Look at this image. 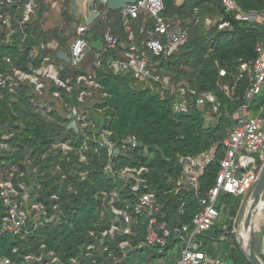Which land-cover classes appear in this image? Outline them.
<instances>
[{
    "label": "trees",
    "instance_id": "16d2710c",
    "mask_svg": "<svg viewBox=\"0 0 264 264\" xmlns=\"http://www.w3.org/2000/svg\"><path fill=\"white\" fill-rule=\"evenodd\" d=\"M41 1L44 0H36L34 17L23 24L22 12L17 7L9 5L1 8V13L9 12L12 18L9 28L3 25L5 17L0 19V72L10 68L29 73L32 69H38L43 59L49 57L60 68L62 82L69 81L71 86L80 75L95 73L101 89L96 92V103H93V98L84 104L78 103L77 89L68 93L49 81H46L41 97L28 83L22 84L13 93L2 92L0 145H7L10 152L3 155L6 166L0 168V177L12 173L16 168L15 178L24 173L26 177H31L30 181L36 179L43 184L39 200L50 210L56 204L51 196L57 194L60 197L57 203L62 224L38 230L26 239L0 237V253L17 264H21L27 255L39 257L50 253L58 259L55 264H178L181 250L173 241L170 244L174 246H168L162 252L157 247L135 251L124 257L118 244L125 237L107 239L104 243L98 239L103 231L110 228L113 216L107 204L96 201L95 195L98 191H112L118 186V180L107 179L102 173L107 161L104 150L98 153L92 151L88 155V164L79 163L74 151L69 155L63 154L61 144L69 143L77 147L81 140L76 130L69 129L74 118H69L67 109L78 105L88 110V120L96 125V130H109L113 134V141L136 137L139 147L133 156L140 166L149 170L148 189L155 192L159 202L164 205L163 220L171 230L190 225L201 206L199 199L191 192L174 193L181 175L179 159L197 156L218 146L216 161L201 179V193L215 186L220 172L219 161L224 157L223 142L237 126L234 114L246 104L245 93L249 84L247 80L237 82L239 65L256 58V45L264 42V24L238 21L234 14L225 11L221 0H183L181 5H177L175 0H164L163 17L179 19L190 36L178 52L169 58L159 59L160 73H168L170 83L175 88L188 87L198 93L211 92L220 105L217 113L207 106L189 115H176L172 112L176 94L161 96L157 91L137 90L132 87L129 75L110 73L108 60L121 58L120 49L105 53L102 67L95 68L96 54L103 50V38L108 28L123 43L128 42L120 12H108L104 18L100 16L95 20L89 33V60L87 54L81 67L76 69L57 58L58 51L65 50L70 39L64 30L45 31L42 28L47 5L41 4ZM63 1L62 10H65H61V16L65 24L78 27L81 20L70 10L72 0ZM235 1L244 11L264 10V0ZM208 17H217V24L207 27L205 20ZM145 19L142 15L131 21L137 43L149 38L146 28H150L153 22L149 20L146 24ZM221 22L229 23L230 27L219 30ZM54 41L58 43L57 50L42 49ZM6 58L10 59V63L5 61ZM221 72L225 75L222 76ZM55 93L60 95L59 100H54ZM40 100L47 109L36 107ZM250 111L254 117L264 118V95L251 102ZM5 136L10 139L5 141ZM125 164L131 162L125 161ZM57 169L60 174L52 178ZM85 171L88 175L83 181L79 173ZM63 175L66 182L59 189L58 183ZM70 186L72 189L68 190ZM243 204V198L222 193L218 206L223 213L222 223L199 236L207 248L212 247L213 241L217 242L223 259L229 264H250L236 235ZM262 213L264 199L255 218V233L262 226ZM143 222L138 224L140 233L134 237L132 245L144 241ZM90 245H94V249L88 251ZM15 249L17 253H13ZM255 251L264 262V253L259 254L257 244Z\"/></svg>",
    "mask_w": 264,
    "mask_h": 264
},
{
    "label": "built area",
    "instance_id": "2783aa9c",
    "mask_svg": "<svg viewBox=\"0 0 264 264\" xmlns=\"http://www.w3.org/2000/svg\"><path fill=\"white\" fill-rule=\"evenodd\" d=\"M51 1L53 7H57L56 0ZM78 15L84 22L76 28V37L72 41L68 55L70 65L73 68H80L82 62L90 49L89 33L91 26L86 24L89 17L87 12L89 7H94V12L104 18L109 12L107 4L109 0H75ZM222 6L229 14H234L238 21L242 23L264 24V10L244 11L235 0H221ZM177 5H181L183 0H175ZM12 5L21 11L22 23L31 20L30 15L36 11V0H0V10L3 7ZM165 10L164 0H137L136 3L128 5L122 10L124 31L127 34V43H123L120 37L110 30L104 34V47L96 54L95 68L99 69L103 65L102 57L110 51H122L121 58H110L108 67L110 73L118 76H130L132 87L142 91H157L161 96L169 93L176 94L173 101L172 112L176 115H189L195 110H202L207 106L211 107L214 113L219 111V103L216 96L211 92L198 93L188 87H176L171 85L170 78L160 73L161 58H169L179 51L189 40V31L183 26L179 19H168L163 17ZM84 11V12H83ZM2 12V11H1ZM0 12V19L3 25L10 27V13ZM86 13V14H84ZM144 15V22L152 21L153 25L146 28L148 39L137 43L132 31L131 21ZM205 25L210 27L212 21L207 18ZM229 23L221 22L219 30H227ZM144 32V30H142ZM13 32H11L12 34ZM55 46L47 45L42 47L51 49ZM256 58L251 62H241L238 69L237 82L247 80L249 86L245 93L246 104L241 110L234 114L237 126L224 140V157L219 161L220 172L214 187L201 193V179L205 176L209 167L216 161L218 146H213L209 151L197 156L180 157L179 165L181 175L176 182L174 193L191 192L199 199L201 210L195 215L190 225L171 230L165 220H163L164 205L159 202L157 194L148 189L149 170L138 164L133 156V152L138 149L139 143L136 137L129 136L121 141H113V134L109 130H96V125L88 120L89 111L81 106L69 107L68 116L73 117L76 123L79 138L81 139L77 147L69 143L61 144L60 148L64 155L74 151L78 162L88 164V155L104 150L106 153V164L102 171L107 179L117 181V185L112 191H98L95 195L96 201H102L109 207V212L113 216L110 228L102 232L98 239L104 243L107 239H116L118 236L125 237L119 242L118 248L124 257L139 250H151L159 247L162 252L166 247L180 246L181 256L178 264H229L221 254L217 242H212V247L207 248L199 240V236L220 225L223 221V213L218 208L219 197L222 193L241 197L245 201L250 198L259 176L264 168V118L254 117L250 111V104L257 97L264 95V42L256 45ZM123 58V59H122ZM5 61L10 63V59ZM59 67L49 58L42 61L41 66L33 73L23 72L18 69H10L0 72V98L3 91L13 93L22 84H30L36 95L43 96L46 81L53 82L57 87L65 89L71 93L74 88L79 91L78 103L84 104L93 99L98 90L101 89L97 82L95 73L80 75L76 82L69 85V81L62 82L59 77ZM224 76L225 73L221 72ZM60 95L54 94V100H59ZM39 109H47L45 105L36 106ZM62 110V107H60ZM71 122V123H72ZM70 123V124H71ZM5 141L9 136L3 138ZM116 150L119 152L116 153ZM145 151H147L145 149ZM10 152L5 144L0 145V168L6 166L4 153ZM259 158V161L257 160ZM130 161L131 164H125ZM17 169L6 176L0 177V237H18L26 239L38 230L56 227L62 224L58 203L60 197L52 194L51 200L56 204L50 210L45 203L39 200L40 193L43 192V184H39L35 179L26 177L21 173L19 178H15ZM36 172V171H35ZM60 174L57 169L51 176ZM88 172H80L81 180H86ZM18 179V182L15 180ZM30 181V182H29ZM66 182V177H60L59 189H62ZM70 186L68 190H71ZM118 204V206L116 205ZM181 207V211L182 208ZM52 212V213H51ZM145 226L143 236L144 241L138 245H132L134 237L138 236L141 223ZM168 247V248H169ZM94 245L87 247L93 250ZM107 250V249H105ZM212 250V251H211ZM13 253H17L15 249ZM213 253V254H212ZM58 259L54 255L41 254L39 257L27 255L23 257L21 264H55ZM75 262V261H74ZM120 262V260L118 261ZM77 263V262H76ZM0 264H17L11 258L4 257L0 253Z\"/></svg>",
    "mask_w": 264,
    "mask_h": 264
},
{
    "label": "water",
    "instance_id": "95a60500",
    "mask_svg": "<svg viewBox=\"0 0 264 264\" xmlns=\"http://www.w3.org/2000/svg\"><path fill=\"white\" fill-rule=\"evenodd\" d=\"M136 1L137 0H109L107 4V10L109 12H121L128 5L136 3ZM74 2L75 1L73 0V3ZM91 2L93 3L95 2V0H91ZM74 11L75 13H77V8L75 4H74ZM98 18H99V15L94 12V7L91 5L89 7V18L86 21V24L88 26H91L94 23V21ZM57 58L66 64H70L71 62L69 55L62 50L58 51ZM165 76H169V74L165 72ZM69 129L77 130L76 123L72 122L69 125ZM118 152L119 151L116 150V153ZM263 199H264V168L259 176V179L255 187L253 188L251 192L250 199H249V201H251V206L244 220V230L250 231L247 246L243 248L241 241L238 242L246 259L248 260L250 264H264L255 251V245L257 242V234L252 230L253 214L255 213L256 209L260 206V204H263ZM239 228H238V231H239ZM238 231L236 232V235L238 234Z\"/></svg>",
    "mask_w": 264,
    "mask_h": 264
},
{
    "label": "rangeland",
    "instance_id": "374dc122",
    "mask_svg": "<svg viewBox=\"0 0 264 264\" xmlns=\"http://www.w3.org/2000/svg\"><path fill=\"white\" fill-rule=\"evenodd\" d=\"M72 5L70 6V10L72 9ZM60 9H61V7H60ZM58 10V9H57ZM57 10H53V9H50V11H49V13L47 14V13H45L44 15H45V17H46V20H45V22H44V28H45V30H47V31H52V30H54V29H59V30H64L65 31V34H66V36L67 37H69V43H71L74 39H75V37H76V25L75 24H70V25H66L65 24V22H64V20H63V18L62 17H60L59 15L60 14H58V12L59 11H57ZM62 10V9H61ZM65 10V8H63V10L62 11H64ZM59 13H61V11L59 12ZM211 21H212V25L211 26H213V25H216L217 24V22H218V19H217V17H208ZM78 19V18H77ZM108 30H110L111 31V29H107L106 30V32L108 31ZM94 97V99H93V103H96V101H98V100H96L97 99V97H96V94L93 96ZM43 101L42 100H40V103H42ZM39 104V103H38ZM249 199L250 198H247L245 201H244V204H243V207H242V210H241V213H240V216H239V219H238V223H239V226H240V223H241V220H242V218H243V216H244V212H245V209H246V207H247V204H248V202H249ZM256 215H258V214H256ZM257 217V216H256ZM255 217V218H256ZM254 222H255V220H254ZM239 228V227H238ZM238 231V230H237ZM236 231V232H237ZM260 233V232H259ZM258 234V233H257ZM237 241L239 242L240 241V237H239V235L237 234ZM52 254V253H51ZM52 255H54V254H52ZM263 262V261H262ZM264 263V262H263ZM76 264V263H75Z\"/></svg>",
    "mask_w": 264,
    "mask_h": 264
},
{
    "label": "crops",
    "instance_id": "0c3cea01",
    "mask_svg": "<svg viewBox=\"0 0 264 264\" xmlns=\"http://www.w3.org/2000/svg\"><path fill=\"white\" fill-rule=\"evenodd\" d=\"M57 1V7H53L52 5H51V1H49L48 2V0H44L43 2L41 1V4H44V5H47V10H46V12L45 13H49V11H50V9H53V10H57V11H61V9H62V5H63V3H64V1L63 0H56ZM75 1V0H74ZM74 4L76 5V1L73 3V0H72V3H71V5L73 6L72 7V10L74 11ZM60 7H61V9H60ZM77 8V7H76ZM58 12V14H60L59 16L60 17H62L61 16V13H59ZM75 12V11H74ZM84 12V11H83ZM76 15H77V18L79 19V20H81V23H83L84 22V19L80 16V15H78V10H77V13H75ZM84 14H86V13H84ZM87 14H88V16L87 17H89V10H88V12H87ZM86 14V15H87ZM34 17V16H33ZM44 22H45V20H46V17H45V15L43 16V19H42ZM97 20V19H96ZM44 22H43V29L45 30V28H44ZM95 22V21H94ZM93 25V24H92ZM91 25V26H92ZM57 29V28H56ZM55 30V29H54ZM45 31H47V30H45ZM53 31V30H52ZM72 43V42H71ZM71 43H69L68 44V47L65 49V50H62V51H64V52H66L67 54H68V52H69V48H70V45H71ZM53 44V46H55L54 48H51L50 50H57V48H58V43L56 42V41H54V42H52V43H49L48 45H52ZM102 46V45H101ZM100 47V46H99ZM103 47V46H102ZM102 47H100V48H102ZM88 54V53H87ZM87 59L89 60V54H88V56H87ZM34 70H36V69H34ZM261 206V205H260ZM260 222L262 223V226H261V228H260V233L259 232H257L256 234H257V242H256V244L258 245V248L260 249V252H259V254L261 255L262 253H264V214L262 213V214H260ZM259 256V255H258ZM260 257V256H259ZM260 259H261V257H260ZM262 260V259H261Z\"/></svg>",
    "mask_w": 264,
    "mask_h": 264
},
{
    "label": "bare ground",
    "instance_id": "6f19581e",
    "mask_svg": "<svg viewBox=\"0 0 264 264\" xmlns=\"http://www.w3.org/2000/svg\"><path fill=\"white\" fill-rule=\"evenodd\" d=\"M36 12V11H35ZM35 12L33 14L30 15V18L32 19V17L35 15ZM38 70V69H36ZM36 70L32 69L30 70L29 73H33L35 72ZM261 205V204H260ZM250 206H251V201L248 202L247 204V207L245 209V212H244V216L241 220V223H240V228H239V231H238V235L240 237V241L242 243V247L245 248L247 246V243H248V239H249V234H250V231H246L244 230V220H245V216L247 215V213L249 212L250 210ZM260 207V206H259ZM259 207L256 209L255 213L253 214V218H252V230L255 232V217H256V214L259 210Z\"/></svg>",
    "mask_w": 264,
    "mask_h": 264
}]
</instances>
